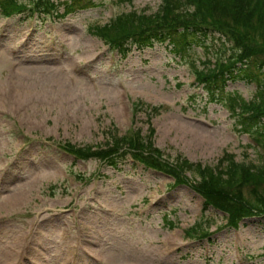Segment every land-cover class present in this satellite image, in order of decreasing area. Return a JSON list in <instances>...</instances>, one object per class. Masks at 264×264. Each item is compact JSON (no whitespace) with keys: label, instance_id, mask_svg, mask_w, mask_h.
Instances as JSON below:
<instances>
[{"label":"rangeland","instance_id":"rangeland-1","mask_svg":"<svg viewBox=\"0 0 264 264\" xmlns=\"http://www.w3.org/2000/svg\"><path fill=\"white\" fill-rule=\"evenodd\" d=\"M94 1L66 16L63 7L58 15L0 11V250L27 240L28 264H264V217L235 229L224 213H204L187 181L130 154L114 168L60 148L104 147L153 129L171 163L182 156L217 167L229 152L258 164L256 143L237 130L229 100L210 99L197 78L198 70L218 68L223 41L224 57L235 53V33L209 37L211 48L194 46L185 59L158 43L122 56L91 28L122 12L154 13L162 0ZM239 24L236 32L261 42L264 58L263 33ZM258 89L256 81L229 79L224 98L253 101ZM204 215L210 236L199 237L193 227Z\"/></svg>","mask_w":264,"mask_h":264},{"label":"trees","instance_id":"trees-1","mask_svg":"<svg viewBox=\"0 0 264 264\" xmlns=\"http://www.w3.org/2000/svg\"><path fill=\"white\" fill-rule=\"evenodd\" d=\"M95 5L94 0H0V11L6 15L30 10L44 15L73 13ZM239 23L264 35V0H162L159 11L146 13L131 10L114 15L108 23L91 28L92 34L102 39L110 48L126 56L133 47L144 49L156 43L171 46L176 55L187 58L194 46L211 48L204 43L209 37L225 38L232 34L238 47L231 56L219 51L220 62L206 71L198 70L197 78L212 91V100L228 101L237 115L236 128L251 135L256 143L258 164L238 162L231 153H225L217 167L177 156L174 163L164 151L155 146L153 129L144 138L140 129L126 136L114 137L106 146H76L62 144L60 148L77 159L96 158L117 168V158L130 154L146 167L174 177L176 183L188 182L204 200V212L209 208L224 213L227 223L238 227L245 219L264 217V58L258 57L261 42L239 30ZM248 23V25H246ZM240 25V24H239ZM214 35V36H213ZM221 40V39H220ZM258 46V47H257ZM261 52V51H260ZM218 53V52H217ZM223 55V56H222ZM224 57V60H223ZM193 66L196 67L193 63ZM196 69V68H195ZM197 71V69H196ZM229 79L257 81L259 89L253 101H241L236 95L224 96ZM220 90L221 98H218ZM217 94V95H216ZM240 106V110H236ZM154 107H150L156 109ZM149 108V107H148ZM156 111V110H154ZM190 172L194 176H185ZM205 215L193 228L199 237L210 236ZM206 223V226L202 224ZM191 229V228H190Z\"/></svg>","mask_w":264,"mask_h":264},{"label":"bare ground","instance_id":"bare-ground-1","mask_svg":"<svg viewBox=\"0 0 264 264\" xmlns=\"http://www.w3.org/2000/svg\"><path fill=\"white\" fill-rule=\"evenodd\" d=\"M18 240V239H17ZM20 246L15 249L13 247H4L0 250V264H28L30 258L33 256L30 255V250L32 249L31 242L22 241L21 243L17 242ZM36 253H40L38 248H35Z\"/></svg>","mask_w":264,"mask_h":264}]
</instances>
